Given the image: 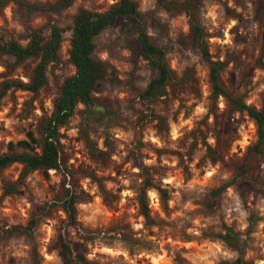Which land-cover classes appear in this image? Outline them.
<instances>
[{"label": "rangeland", "instance_id": "obj_1", "mask_svg": "<svg viewBox=\"0 0 264 264\" xmlns=\"http://www.w3.org/2000/svg\"><path fill=\"white\" fill-rule=\"evenodd\" d=\"M5 1L0 33L26 44L30 29L54 24L65 32L46 84L35 94L12 88L0 98V153L28 131L37 134L74 74L68 29L78 10L104 11L118 0H76L58 12L41 10L54 0ZM190 1L212 60L225 64L222 87L264 109V0ZM135 2L176 82L163 97L142 102L139 94L155 76L150 64L120 26L95 38V56L109 65V77L94 93L95 120L83 121L85 107L78 105L60 128L61 169L22 176L20 164L0 168V264H64L62 243L92 264H235L238 257L264 264V144L256 148V124L213 96L187 17L168 13L158 0ZM36 62L16 64L0 52V90L6 81L28 82ZM147 181L168 192L164 209L157 192L146 191L152 226L137 201ZM71 186L78 197L74 225L61 208ZM225 227L245 242L241 255L216 238Z\"/></svg>", "mask_w": 264, "mask_h": 264}, {"label": "trees", "instance_id": "obj_2", "mask_svg": "<svg viewBox=\"0 0 264 264\" xmlns=\"http://www.w3.org/2000/svg\"><path fill=\"white\" fill-rule=\"evenodd\" d=\"M75 1L54 0L51 5L41 7V10L62 11ZM158 3L170 14L182 13L187 17L192 40L202 59L209 65V79L213 96H223L235 110L245 112L255 122L258 131L256 148L259 149L264 144V109L258 110L244 103L239 97H231L222 87L220 74L225 64L212 60L208 51L207 34L196 21L193 2L190 0H158ZM6 4L5 0H0V8H4ZM116 26L121 27L124 39L132 42V50L146 60L155 71V76L139 94L142 102L163 97L168 86L176 82L173 71L166 62V52L152 42L135 0H118L104 11L80 9L73 18L72 26L68 29L71 32L70 46L67 51L68 62L74 67V74L64 79L59 96L54 103V109L41 122L37 134L28 131L25 139L7 143L6 151L0 153V168L20 164L23 167L22 176L36 170L43 171L47 175L50 170L61 169L59 130L68 122L78 105L85 107L83 121L95 120L96 98L94 93L99 85L107 80L110 73L109 65L95 56V38L104 30ZM64 32L54 24L30 29L26 44L18 42L11 34L0 33V52L2 54L13 58L16 64H22L31 59L37 60L28 82L6 81L1 87L0 98L12 88L35 94L46 84L48 67L60 62V48ZM263 58L264 25L261 32V59L259 62L262 63ZM151 188L157 192L164 209H167L168 202L167 190L161 186L154 187L147 181V187L142 188L137 201L140 214L148 226L155 225L149 212L146 196V191ZM8 192H14L13 187ZM77 203V193L71 186L65 190V195L61 198V208L69 225L76 223ZM215 236L241 255L245 242L231 228L225 227L222 233ZM59 254L64 264H92L86 260L83 253L67 243H62ZM234 263L250 264L242 260L241 257H238Z\"/></svg>", "mask_w": 264, "mask_h": 264}]
</instances>
